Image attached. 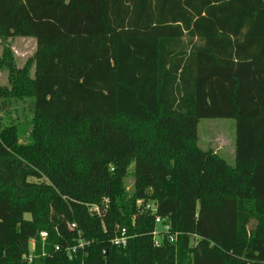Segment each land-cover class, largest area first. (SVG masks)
Segmentation results:
<instances>
[{"label": "trees", "instance_id": "16d2710c", "mask_svg": "<svg viewBox=\"0 0 264 264\" xmlns=\"http://www.w3.org/2000/svg\"><path fill=\"white\" fill-rule=\"evenodd\" d=\"M12 37L37 50L5 52L0 264H264V0H0ZM216 118L234 167L198 145Z\"/></svg>", "mask_w": 264, "mask_h": 264}, {"label": "rangeland", "instance_id": "374dc122", "mask_svg": "<svg viewBox=\"0 0 264 264\" xmlns=\"http://www.w3.org/2000/svg\"><path fill=\"white\" fill-rule=\"evenodd\" d=\"M37 50V42L33 38L12 37L0 38V87L10 88V71L5 64V52L12 58V62L17 68H23L28 63L31 64ZM31 101H12L7 110V115L3 116L7 122H12L29 132V123L32 120ZM235 132L236 123L233 119L216 118L201 119L197 124L198 145L203 150H212L222 157L228 165L235 166ZM28 135V134H27ZM26 135V137H27ZM24 137V138H26ZM25 139L19 144L26 145ZM133 178L127 179L128 189H131Z\"/></svg>", "mask_w": 264, "mask_h": 264}, {"label": "built area", "instance_id": "2783aa9c", "mask_svg": "<svg viewBox=\"0 0 264 264\" xmlns=\"http://www.w3.org/2000/svg\"><path fill=\"white\" fill-rule=\"evenodd\" d=\"M146 209L147 210H151L153 212L156 211L155 206L154 205H151V204H148L146 206ZM155 223H156V225L160 226V229L157 228L153 232V237L155 239V245L156 246H159V239H158V237L160 236V234L162 232L163 233H168L170 227H169V224L166 222V220L165 219H162L160 217H157L155 219ZM70 228L71 229H74V228H76V225L75 224H72V225H70ZM41 236H42V238H45L47 236V234L43 233V234H41ZM128 239L129 238L126 236V231L125 230H122L121 236L115 238L112 241V244L115 245V246H119V247H125L127 245ZM174 239H175L174 236L169 237L170 242H174ZM85 245H86L85 242L80 241L79 244L77 246L73 247L72 249H70L68 251V253L70 255H72V254H74L77 251L78 248H83ZM56 250H59V247H56Z\"/></svg>", "mask_w": 264, "mask_h": 264}, {"label": "crops", "instance_id": "0c3cea01", "mask_svg": "<svg viewBox=\"0 0 264 264\" xmlns=\"http://www.w3.org/2000/svg\"><path fill=\"white\" fill-rule=\"evenodd\" d=\"M214 153H216V152H214ZM217 154V153H216Z\"/></svg>", "mask_w": 264, "mask_h": 264}]
</instances>
